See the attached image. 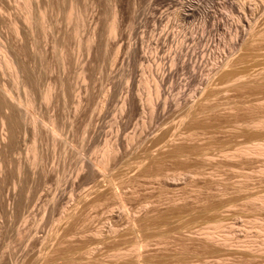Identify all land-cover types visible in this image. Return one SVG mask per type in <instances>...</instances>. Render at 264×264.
<instances>
[{
  "label": "rangeland",
  "instance_id": "obj_1",
  "mask_svg": "<svg viewBox=\"0 0 264 264\" xmlns=\"http://www.w3.org/2000/svg\"><path fill=\"white\" fill-rule=\"evenodd\" d=\"M114 1L0 0V264H264V0Z\"/></svg>",
  "mask_w": 264,
  "mask_h": 264
},
{
  "label": "bare ground",
  "instance_id": "obj_2",
  "mask_svg": "<svg viewBox=\"0 0 264 264\" xmlns=\"http://www.w3.org/2000/svg\"><path fill=\"white\" fill-rule=\"evenodd\" d=\"M114 1V0H113ZM114 3H115V1H114ZM72 6H73V4H72ZM71 6V9L67 12V14H66V18H67V21H71V19H72V13H73V11H72V9H73V7ZM116 6V5H115ZM115 6H114V8H115ZM245 6V5H244ZM113 8V10H114V12H113V10H112V13H114L113 14V19L111 20V22H110V24H108L107 26V28H108V30H109V34H111V36H112V34L113 33H115V31H116V27H118V25H117V23H116V20H117V18H116V16H117V11H116V8L114 9ZM76 16H77V20L78 19H81L82 17H81V13H77L76 14ZM24 23H25V25H26V27H27V29L30 31V32H32L33 31V16H32V10H31V8L29 7V10H28V12H27V14H26V16L24 17ZM117 25V26H116ZM78 26H81L80 25V23H78V25H77V27ZM76 27V31L77 32H79V27L77 28ZM16 31L18 32V28H16ZM76 32V33H77ZM108 34V36H110ZM116 34V33H115ZM114 35V34H113ZM82 39V38H81ZM90 39V38H89ZM89 39H87L86 41L88 42V40ZM83 40V39H82ZM82 40H79V42H78V49H80V48H83L82 47ZM84 43V42H83ZM182 45V44H181ZM63 49H64V47H61V46H58L57 47V51L59 52V59L61 58V62L63 63V62H65L64 61V53H63ZM64 52H65V50H64ZM66 53V52H65ZM180 55H181V47L178 49L177 48V50H176V53H175V55H173L172 56V58H171V60H172V62H176L177 60H179L180 59ZM61 56V57H60ZM60 61V60H59ZM219 61V60H218ZM19 62H21L20 61V58H19V56L16 54V52H13L12 50H10L9 48H0V71L2 72H0L1 74H3V73H5V71H9L10 72V75H11V77L14 79V80H16V81H20V80H22V79H20V77L22 78L23 76H21L23 73L21 72V68H19V65H21ZM61 63V64H62ZM219 64V63H218ZM221 64V63H220ZM224 65V64H223ZM223 65H221V66H223ZM216 67H218V65H216V62H215V64H213V66L211 67L212 69H214V68H216ZM211 69V70H212ZM22 71H23V69H22ZM22 73V74H21ZM24 75V74H23ZM20 79V80H19ZM24 79H25V77H24ZM26 80V79H25ZM15 81V82H16ZM28 81V80H27ZM25 82V81H24ZM24 82H22V84L24 83ZM159 82V81H158ZM18 83H20V82H18ZM160 83V82H159ZM27 84H25L24 86H26ZM156 85H158V83H156ZM160 85V84H159ZM23 86V85H22ZM27 87H29V85L28 86H26V88L25 87H23V88H25L24 90H26V89H28ZM157 87V86H156ZM157 89H158V87H157ZM156 89V90H157ZM160 89V88H159ZM161 90V89H160ZM42 92H44L43 94H42V96L44 97V99H46V100H48V99H50L49 97L51 96V87L50 86H48L47 88H46V90H44V91H42ZM158 92H160L159 90H158ZM11 92L9 91V89L7 88V86L5 85V83H3L2 81L0 82V102H3V106H2V108H0V126H1V132H0V141H6V137H8V139H10L9 138V132H8V135L9 136H6L7 134L4 132V130L6 131V128H5V125L7 126L8 124H10L9 123V121H11V119H14L15 120V118H16V115H17V117H18V115H19V117H21L22 118V120H23V122H24V124L21 122V124L22 125H24L23 127H25V123L27 124V123H30L31 125H33V126H37V124L39 123L37 120H35L33 117H31V115H30V111H29V109H28V107L29 106H27V105H29L30 104V102L29 101H27L28 103H27V105L25 104H22V100L19 98V100H16V99H18V98H13L12 96H11V94H10ZM157 93V92H156ZM158 94V93H157ZM160 94V93H159ZM158 94V95H159ZM2 100V101H1ZM79 101V103H80V100H78ZM24 102H26V101H24ZM78 103V104H79ZM1 105V104H0ZM77 106V105H76ZM76 108V107H75ZM153 109V108H152ZM152 112V111H151ZM152 113H154V112H152ZM13 117H15V118H13ZM153 117V116H152ZM18 119V118H17ZM14 120H12V121H14ZM53 120V119H52ZM12 121H11V123H12ZM18 121V120H17ZM21 121V120H20ZM19 121V122H20ZM50 121V120H49ZM259 121V120H258ZM262 121V120H261ZM51 123H49V124H53L54 122L53 121H50ZM53 122V123H52ZM14 123V122H13ZM48 123V122H47ZM260 123V122H259ZM258 122L256 123V125H258L259 124ZM15 124H16V122H15ZM17 124H19V123H17ZM41 124L43 125V123L41 122ZM44 124H45V122H44ZM255 124V123H254ZM13 124H11V126H12ZM21 125V126H22ZM39 126H40V124H38ZM255 125V126H256ZM260 125V124H259ZM10 126V125H9ZM14 126H16V125H14ZM20 126V125H19ZM32 126V127H33ZM36 126H35V128H36ZM43 126H46V124L45 125H43ZM47 126H48V124H47ZM46 126V127H47ZM51 125H49L48 126V130H47V133H48V131H49V133L52 135V136H58V134H57V130H56V128H54V127H56V126H54V127H50ZM13 127V126H12ZM23 127H19V128H23ZM27 127V126H26ZM42 127V126H41ZM263 127V126H262ZM7 128H8V126H7ZM9 129V128H8ZM11 129V128H10ZM17 129H18V125H17ZM36 129H38V128H36ZM35 129V130H36ZM58 129V128H57ZM12 130H13V128H12ZM42 130V129H41ZM40 130V131H41ZM45 130H46V128H45ZM24 131H25V128H24ZM34 131V130H33ZM39 131V132H40ZM166 132H168L169 130H165ZM164 131V132H165ZM7 132V131H6ZM11 132V131H10ZM13 132V131H12ZM37 132V131H36ZM15 133V132H14ZM169 133V132H168ZM11 135L13 134V133H10ZM16 134V133H15ZM40 134V133H39ZM167 134V133H166ZM165 134V135H166ZM170 134V133H169ZM168 134V135H169ZM36 135V134H35ZM163 135V134H162ZM167 135V136H168ZM164 136V135H163ZM171 136H172V133H171ZM13 137V136H12ZM53 137V138H54ZM7 139V140H8ZM12 139V138H11ZM163 139H164V137H163ZM162 139V140H163ZM166 140H168V139H166ZM35 141V140H34ZM7 142V141H6ZM1 144H5L4 142L3 143H0V146H1ZM257 144V143H256ZM255 144V146H254V148L255 149H253V151L254 150H256V151H258V152H260L261 153V155H262V153H264V144H259L258 143V145H256ZM7 145V144H6ZM6 145L4 146V147H6ZM9 145H10V143H9ZM252 146V147H253ZM246 147V146H245ZM250 148V147H249ZM245 149V148H244ZM247 150V149H246ZM113 151V150H112ZM111 149L109 150V149H105V151L103 152L104 154V161L105 162H107L108 161V159H109V157L111 156ZM246 152V151H245ZM248 153V152H247ZM255 153H257V152H255ZM259 153V154H260ZM116 154V153H115ZM102 160V159H101ZM1 162V161H0ZM100 163V162H99ZM103 163V162H102ZM2 164H0V166H1ZM103 165V164H102ZM227 239H229V237L228 236H226V238H225V241L227 242L228 240Z\"/></svg>",
  "mask_w": 264,
  "mask_h": 264
}]
</instances>
